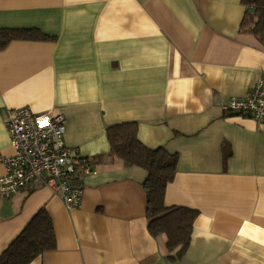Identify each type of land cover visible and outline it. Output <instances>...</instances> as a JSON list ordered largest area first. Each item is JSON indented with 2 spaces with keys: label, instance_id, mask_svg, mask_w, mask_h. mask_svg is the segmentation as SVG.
<instances>
[{
  "label": "crops",
  "instance_id": "crops-1",
  "mask_svg": "<svg viewBox=\"0 0 264 264\" xmlns=\"http://www.w3.org/2000/svg\"><path fill=\"white\" fill-rule=\"evenodd\" d=\"M245 12L242 0H0V29L48 38L0 51V155L14 154L10 110L59 112L96 172L78 210L50 188L0 195V256L45 210L56 248L31 264H264V123L221 108L264 82ZM132 122L145 147L178 157L165 206L198 212L180 257L148 230L147 172L110 154L107 128Z\"/></svg>",
  "mask_w": 264,
  "mask_h": 264
},
{
  "label": "trees",
  "instance_id": "trees-1",
  "mask_svg": "<svg viewBox=\"0 0 264 264\" xmlns=\"http://www.w3.org/2000/svg\"><path fill=\"white\" fill-rule=\"evenodd\" d=\"M246 12L240 33L251 35L264 48V0H242ZM48 39L35 30L0 29V51L15 41ZM111 155L121 159L127 168H141L147 172L143 188L147 199L148 230L154 236H166L170 252L182 256L192 240L198 212L183 207H166L168 185L174 180L177 155L163 148L145 147L138 139L137 123H121L106 131ZM56 248L51 218L41 210L11 246L0 256V264H31L36 258Z\"/></svg>",
  "mask_w": 264,
  "mask_h": 264
},
{
  "label": "built area",
  "instance_id": "built-area-1",
  "mask_svg": "<svg viewBox=\"0 0 264 264\" xmlns=\"http://www.w3.org/2000/svg\"><path fill=\"white\" fill-rule=\"evenodd\" d=\"M221 108L227 115L264 123V82H257L244 98L224 100ZM6 129L14 154L0 155L6 170L0 177V195L11 197L26 189L50 188L68 210L80 209L85 192L82 178L96 172L78 150L66 145L64 115L36 114L30 108L10 110Z\"/></svg>",
  "mask_w": 264,
  "mask_h": 264
}]
</instances>
